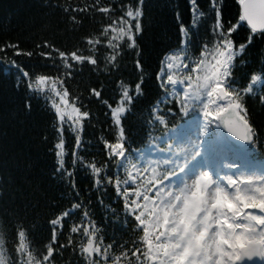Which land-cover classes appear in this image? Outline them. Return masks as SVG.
<instances>
[{
  "label": "snow or ice",
  "instance_id": "6c2138e0",
  "mask_svg": "<svg viewBox=\"0 0 264 264\" xmlns=\"http://www.w3.org/2000/svg\"><path fill=\"white\" fill-rule=\"evenodd\" d=\"M189 3L191 17L179 25L178 44L164 53L153 72L161 96L147 107L143 124L149 143L142 147H134L136 133L126 126V119L145 82L144 51L138 44L144 32V0H64L49 5L62 13L73 31L85 29L86 22L96 25L87 27L70 50L48 40L37 45L49 49L41 55L52 61L48 66L56 69L54 73L21 69L27 90L44 99L54 116L55 161L50 176L64 184L72 197L67 206L53 205L46 221L47 239L34 235L35 227L28 219L41 214L38 202L0 211V264H247L254 257L264 260V160L256 155L264 132L251 120L249 108L252 96L264 106V0H237L234 23L223 19L218 0H208L213 22L206 36L198 29L207 10H201L198 0ZM245 27L247 35L238 43L234 36ZM128 50L136 53L135 82L119 75ZM249 55L258 68L237 78L238 68L248 64ZM85 68L93 75L112 78L116 98L105 99L106 85L99 79L89 81L87 96L73 93L69 81ZM92 99L107 110L109 135L99 138L104 149L100 161L80 155L87 151L83 133L94 115L85 101ZM32 107L29 97L24 109ZM177 114L180 121L171 123L169 117ZM156 126L168 133L164 149H158V138L152 135ZM66 131L74 136L71 166L66 160ZM42 139L48 141L49 136ZM76 165L88 171L93 187L114 189L122 215L112 209L111 217L116 219L111 223L129 229L128 239L118 237L115 230L109 238L106 224L95 218L92 201L81 199ZM97 201L102 203L103 198Z\"/></svg>",
  "mask_w": 264,
  "mask_h": 264
},
{
  "label": "trees",
  "instance_id": "16d2710c",
  "mask_svg": "<svg viewBox=\"0 0 264 264\" xmlns=\"http://www.w3.org/2000/svg\"><path fill=\"white\" fill-rule=\"evenodd\" d=\"M57 2L62 3L64 0H0V211L38 202L41 206V214L37 217L29 215L28 219L35 227L34 235L40 239H47L50 235L46 221L54 211L53 205L60 203L67 206L72 193L64 184L50 176L55 161L52 152L55 139L52 132L54 116L44 99L33 96L27 90L21 69H27L32 73H54L56 69L48 66L52 61L46 60L41 55L49 49L37 45L48 40L54 42L61 50H70L87 27L96 26L86 22L85 29L73 31L72 26L65 22L62 13L49 7L50 4ZM87 2L91 3V0ZM124 2L127 3L129 0ZM198 2L202 11L207 10L205 18L199 20L198 29L200 35L206 36L213 22L212 13L208 0H198ZM218 5L222 9L223 19L234 23V18L238 15L237 0H218ZM190 17L189 0H144V32L138 39V44L144 51L145 82L142 95L126 119V126L131 127L136 133L134 147H142L149 143L145 136L146 126L143 124V119L146 117L147 107L154 99L161 96L153 72L158 70L159 61L164 53L178 44L179 25L188 23ZM99 22L97 17V23ZM246 35V27L240 28L234 39L238 43L243 42ZM17 48L20 50L19 55ZM52 55L55 57L57 54ZM135 56V52L128 50L121 59L119 75H122L126 82H135L138 79L133 67ZM246 59L248 64L238 68L237 78L258 68V62L251 55ZM12 61L16 63L13 64ZM97 79L106 85L105 99L109 97L115 99L116 89L112 84V78L93 75L87 68L77 75L75 80L69 81L71 91L87 96L86 87L89 81L94 82ZM29 97H32L33 107L31 111H25L24 102ZM85 103L94 115L93 119L86 122L83 133V139L88 142L84 146L87 151L81 152L80 155L95 157L100 161L104 149L99 138L109 135L105 115L107 110L102 106L101 101L96 99L86 100ZM168 106L171 107V104ZM249 108L251 120L264 132V106L258 104L255 96H252L249 98ZM169 120L171 123H177L180 121V115L170 116ZM165 133L162 126H156L152 135L158 138ZM45 135L49 136L48 141L42 139ZM64 136L69 153L66 160L71 166L74 136L69 131H66ZM256 155L258 159L264 160V143L259 145ZM111 174L112 171L109 172V175ZM75 180L81 199H90L95 218L106 224L109 238L115 230L118 237L123 236L124 239H128L131 236L129 229L119 223L115 225L111 223V220L116 219L111 217L112 209H116L118 214L122 215L120 211L122 203L114 189L110 186L93 187L88 171L80 165H76ZM97 197H102L103 202H98ZM106 215L110 220H103ZM70 223L71 221L66 222L65 233H67V224Z\"/></svg>",
  "mask_w": 264,
  "mask_h": 264
},
{
  "label": "rangeland",
  "instance_id": "374dc122",
  "mask_svg": "<svg viewBox=\"0 0 264 264\" xmlns=\"http://www.w3.org/2000/svg\"><path fill=\"white\" fill-rule=\"evenodd\" d=\"M167 135H168V133H166L165 136H167ZM165 136L158 139L159 140L158 143H157L158 149H164V148H166L168 146L167 143H166V141H165V139H164ZM153 155L154 156L155 155H159V151L157 153H154Z\"/></svg>",
  "mask_w": 264,
  "mask_h": 264
},
{
  "label": "water",
  "instance_id": "95a60500",
  "mask_svg": "<svg viewBox=\"0 0 264 264\" xmlns=\"http://www.w3.org/2000/svg\"><path fill=\"white\" fill-rule=\"evenodd\" d=\"M247 264H262V260L258 257H254L251 261H248Z\"/></svg>",
  "mask_w": 264,
  "mask_h": 264
}]
</instances>
